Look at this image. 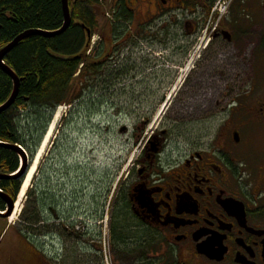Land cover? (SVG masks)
Wrapping results in <instances>:
<instances>
[{"label":"flooded vegetation","instance_id":"obj_1","mask_svg":"<svg viewBox=\"0 0 264 264\" xmlns=\"http://www.w3.org/2000/svg\"><path fill=\"white\" fill-rule=\"evenodd\" d=\"M214 1H104L89 6L90 24L97 23L93 35H101L99 46L111 58L117 59L125 49L145 56L140 58L143 66L155 68L158 57L167 65L164 76L170 83L186 72L173 91L168 84L157 90L169 88L166 103L171 105L175 98L183 109L196 111L205 100L201 94L214 92L205 83L215 90L216 83L237 78L229 65L238 66V59L250 53L253 60L264 58V17L260 23L246 18L249 12L264 13V0H231L213 33L202 37ZM115 22L126 27L119 29L117 38L111 32ZM258 28L263 37L253 44L241 43L240 36ZM197 42L193 64L185 71L188 53ZM219 60L227 67L223 63L221 69ZM251 69L248 90L230 96L226 105L220 95L232 94V87L226 82L219 87L215 107L223 119L207 146L197 126L202 120L195 124V118L189 119L196 134L188 136L181 133L187 121L176 115L168 128L156 129L146 139L111 194L106 188L94 204L75 193L72 264H264V69L258 67V74L254 62ZM133 75L142 72L137 69ZM178 88L180 97L174 95ZM259 93L260 100L251 95ZM41 224V251L32 252V258L35 264H52L48 259L53 234L45 232L47 223Z\"/></svg>","mask_w":264,"mask_h":264},{"label":"rangeland","instance_id":"obj_2","mask_svg":"<svg viewBox=\"0 0 264 264\" xmlns=\"http://www.w3.org/2000/svg\"><path fill=\"white\" fill-rule=\"evenodd\" d=\"M104 1L101 3L103 4ZM219 1L213 2L212 13L215 16L220 14L217 10ZM228 1L223 0L222 3L226 5ZM140 6L143 8L145 5L140 4ZM249 14L251 17H246L248 22L255 18V21L260 23L261 15L264 17V13L259 11L249 12ZM108 15L110 16V14ZM139 18H141V14ZM105 20L109 21L108 18ZM207 20L209 21V19ZM215 22L210 21L211 27ZM256 29H250L246 35L240 36L241 43L248 41L253 44L256 39L263 37L262 30ZM100 40L101 35L97 33L85 54L88 60L94 59L97 51L100 50ZM198 43L192 46L193 48L188 53L189 57L196 54ZM254 46L251 49H254ZM244 50L249 51V48L244 47ZM120 51L122 52L117 59L108 58L107 71L109 73H103L105 82L97 84L94 79L92 89L84 91L78 102H73L72 105H62L56 108L53 113L27 106L19 107L13 113L15 118L20 116L19 123L16 125L20 130L19 133L25 137L23 148L27 155V170H29L55 114L60 109V116L53 136L39 161L29 189L15 214V219L9 222L11 216L0 217V264H35L32 252L35 248L41 251L42 231L39 233L27 231L22 223L21 215L24 213L25 216H30L33 212H38V207L40 221H43L41 223L46 222L47 227L51 230H45V232L54 234L51 241L54 243L55 249L61 253L59 263H54L50 258L48 260L52 261V264H72V199L75 197V193H79L80 198H91L94 200V204L97 199L101 198L106 188L111 194L114 187L121 183L127 175L137 152L141 150L146 139L152 135V132L155 133L156 129L168 128L171 121L175 122L176 115L181 121H187L184 126H181V133L187 132L188 136L196 134L191 129L193 124L188 123L189 119L195 118V124L202 120L197 126L205 135L204 143L207 146L216 134L218 123L223 119L222 116L217 115L218 109L215 107L219 87L222 88L225 82L232 87V94L220 95L222 104H225L230 96L240 95L242 90H248L246 88L249 85L248 80L254 75L251 69L253 62L258 74H260L258 67L264 69L263 57L253 60L252 53H250L244 60L237 58L241 64L239 62H236L238 66L228 64L237 78L232 81L228 79L219 81L220 84L216 83L215 90L213 84L205 83V88L214 92L201 94L205 96V100L199 103V108L196 111L191 107L183 109L182 104H175V98H172L171 105H168L161 115V108L166 103L171 91L169 92V88L158 91L157 88L160 85L168 84L171 86L170 89H173L177 85L180 75L174 77L173 83H170L171 78L164 76L167 65L158 57L154 58L156 67L147 68L140 62V58L145 56H139L125 49H120ZM216 52L220 51L216 50ZM155 53L159 54L160 51L157 50ZM189 57L184 66L189 62ZM219 62L221 69L223 63L227 67L224 61L219 60ZM137 69L142 72L141 76L133 75ZM210 79L213 78L210 77ZM239 81L241 82L239 83ZM180 89L175 93L176 97L182 95ZM186 93L189 95L190 89ZM251 95L257 100L261 99L260 93ZM191 114H194L193 117ZM41 135L39 145L34 152L33 142ZM17 161L18 171L16 170L15 173L19 172L21 167L18 157ZM27 172L24 176L15 179L19 182L17 194H19ZM49 204L56 207V213L62 221L52 220L48 214ZM41 223L38 225L39 228H42ZM47 227L45 226V229ZM17 234L26 236L27 239L24 240L29 242L27 246H30L31 249L20 248L17 243L12 242ZM24 240L23 242H25Z\"/></svg>","mask_w":264,"mask_h":264},{"label":"trees","instance_id":"obj_3","mask_svg":"<svg viewBox=\"0 0 264 264\" xmlns=\"http://www.w3.org/2000/svg\"><path fill=\"white\" fill-rule=\"evenodd\" d=\"M77 2L78 7L74 0H68L73 20L63 34L52 39L39 36L27 38L5 58L6 65L22 81L13 107L0 115V143L16 144L22 148L25 146V137L19 133L16 125L20 116H13L19 107L41 108L53 113L62 105L78 102L84 91L92 89L94 79L97 84L105 82L103 73H109L108 58L112 54H106L100 47L94 59L88 60L85 55L88 48L86 29L93 33V29L97 27L96 22L93 27L90 24L93 18L89 6L98 4L99 0ZM117 22L111 25L113 38L120 37L119 29L126 28ZM62 24L61 0H0V49L25 31L54 32ZM11 91L10 79L0 70V105L7 101ZM41 137L42 135L33 142L34 152ZM17 168V155L0 147V174L11 175ZM18 189L19 182L15 179L0 181V190L12 199ZM50 200L53 202L54 197ZM0 209H3L1 200ZM56 212V207L49 204L48 214L52 220L62 221ZM21 216L27 231L39 233L42 230L38 226L42 222L39 207L38 212H33L30 216L23 213Z\"/></svg>","mask_w":264,"mask_h":264},{"label":"water","instance_id":"obj_4","mask_svg":"<svg viewBox=\"0 0 264 264\" xmlns=\"http://www.w3.org/2000/svg\"><path fill=\"white\" fill-rule=\"evenodd\" d=\"M61 8L63 15V24L60 29L54 32L28 30L22 33L21 35H19L18 37L14 38L10 43H8L6 46L0 49V70L10 79L12 83L11 95L9 96L7 101H5L2 105H0V115L9 111L10 108L15 103L16 98L18 96L19 86L22 81V79L19 78L14 73V71L6 65V63L4 62L5 58L17 47L18 44H20V42H22L27 38L39 36L46 39H52L63 34L71 25V15H70V9L68 7V0H61ZM0 147L15 153L19 158L21 165L20 171L16 175L10 176V175L0 174V181H4L8 179H17L24 176V174L27 172L28 169L26 153L21 149L20 146L16 144L0 143ZM0 200L2 204L5 206V210H6L4 214L0 213V217L1 218L10 217L14 210L15 201L4 193H0Z\"/></svg>","mask_w":264,"mask_h":264},{"label":"bare ground","instance_id":"obj_5","mask_svg":"<svg viewBox=\"0 0 264 264\" xmlns=\"http://www.w3.org/2000/svg\"><path fill=\"white\" fill-rule=\"evenodd\" d=\"M193 64V63H191ZM187 70H189V66L187 67ZM186 71V70H185ZM185 74L183 76L180 77V79L182 78V82L185 78V75L187 74L186 72H184ZM179 81V80H178ZM178 83V82H177ZM173 91V90H172ZM175 95V94H174ZM172 97V96H171ZM170 97V99H171ZM168 102L161 108L162 109V112H161V115L163 114V112L166 110L167 106H168ZM160 109V110H161ZM59 116H60V109L58 110V112L55 114V117L52 121V123L50 124V127L48 128L47 130V133L46 135L44 136V139L42 141V144L40 145L36 155H35V158L33 159L34 162L32 163V165L30 166L25 178H24V181L21 185V188H20V191H19V194H18V197H17V201H16V204L14 206V211H13V214L11 215V217L9 218V222H12L14 219H15V214L17 213L18 211V207L20 205V203L23 201L24 197H25V194L27 192V190L29 189V185H30V182H31V179L37 169V166L39 164V161L41 160L42 158V155L44 154V151H45V148L47 147L50 139L52 138L53 136V133H54V130H55V126H56V123L59 119Z\"/></svg>","mask_w":264,"mask_h":264},{"label":"crops","instance_id":"obj_6","mask_svg":"<svg viewBox=\"0 0 264 264\" xmlns=\"http://www.w3.org/2000/svg\"><path fill=\"white\" fill-rule=\"evenodd\" d=\"M13 237H15L14 235H13ZM13 240V241H12ZM11 241L13 242V243H16V242H20L21 244H22V246L23 245H25V242H23V238L20 236V235H16V237L14 238V239H12Z\"/></svg>","mask_w":264,"mask_h":264},{"label":"built area","instance_id":"obj_7","mask_svg":"<svg viewBox=\"0 0 264 264\" xmlns=\"http://www.w3.org/2000/svg\"><path fill=\"white\" fill-rule=\"evenodd\" d=\"M218 11L220 12L221 10H220V9H218Z\"/></svg>","mask_w":264,"mask_h":264}]
</instances>
